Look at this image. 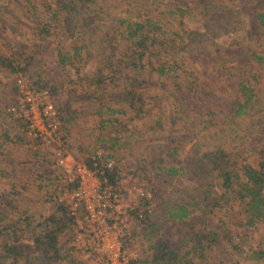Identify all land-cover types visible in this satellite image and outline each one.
Wrapping results in <instances>:
<instances>
[{
  "label": "rangeland",
  "instance_id": "1",
  "mask_svg": "<svg viewBox=\"0 0 264 264\" xmlns=\"http://www.w3.org/2000/svg\"><path fill=\"white\" fill-rule=\"evenodd\" d=\"M56 1L0 0V120L5 114L11 116L5 108L18 98V78L27 86L45 87L60 113V139L71 149L79 150L77 161L93 165L96 160L103 164L111 159L119 171L118 187L135 183L150 196L152 191L149 216L152 219L157 215L161 227L148 237L147 229L143 231L145 223L131 218L126 232V244L136 250L140 264H151L153 244L159 243L171 249L176 258H192L193 264H264V253L261 258L256 255L264 251V222L242 227L237 214L240 205L236 202L233 207H226L210 205L207 200L205 206L179 220L166 215L164 201L169 198L172 204L174 200L187 199L196 174L192 163L200 151L219 145L235 161L232 172L238 174L243 163L255 165L262 158L259 150L247 148L264 144V62L251 56L255 55L253 51L264 56V28L252 22V10L247 6L255 4V9H262L264 0H248L243 2L244 7L240 4L237 8L230 0H224L223 9L232 10L220 20L216 13L211 16L204 11L203 4L189 2L193 11L181 16L180 24L177 18L162 14V4L167 0H146L147 16L160 22L163 29L180 33L176 59L181 60L185 70L178 69L174 78L153 73L151 83L144 86L140 79L147 77L146 71L128 66L129 44L120 38V28L115 26L119 19L136 17L135 9L126 10L131 0H93L100 5L102 14L111 18L93 21L89 29H74L70 36L63 33L58 19L52 18ZM58 53H67L68 58L60 60ZM150 61L157 63L151 54L142 58L143 64ZM99 72L103 82L95 84L91 79ZM242 78L252 88V103L235 115L229 110L230 101L243 99L237 84ZM33 80L35 83L30 82ZM135 85V96L145 104L142 118L130 119L134 109L124 99V92ZM119 107L124 109L122 113ZM13 119L24 126L23 119ZM22 130L20 124L19 137L30 149ZM130 132L135 135L126 138ZM114 139L120 146H109ZM167 145L175 148L169 161L178 160L187 172L165 180L150 167L149 161L156 160ZM12 147L8 143L0 145V161L15 157ZM9 149L12 152L8 156ZM40 149L45 150L39 145L37 150ZM1 189L4 186L0 184ZM7 197L0 195V228L23 216L31 223L45 217L41 215L47 211L36 203L9 198L14 201L4 204ZM208 231L217 233V241L198 248L194 234H209ZM69 234L64 230L59 235L61 253L66 258L62 256L58 264H93L72 252ZM2 240L0 234V243ZM24 242L25 237L20 243ZM29 251L30 248L25 253ZM18 263L26 264L21 257ZM167 264H174L173 260Z\"/></svg>",
  "mask_w": 264,
  "mask_h": 264
},
{
  "label": "trees",
  "instance_id": "2",
  "mask_svg": "<svg viewBox=\"0 0 264 264\" xmlns=\"http://www.w3.org/2000/svg\"><path fill=\"white\" fill-rule=\"evenodd\" d=\"M145 1L131 0L132 3L128 2L130 4L127 5L129 8H126L127 12H131L130 9H135V16L141 17V19L135 17L132 20L119 19L115 22V26L120 28V38L126 40L129 44L130 52L126 54L128 66L134 70L146 71L148 78L142 77L140 79L143 86L151 83L150 77L153 73L163 78H174L177 74L175 72L178 69H183L181 60L176 59L179 57L180 48L177 44L181 41V37H178L180 33L176 30L168 31L163 29L160 22L153 17L147 16L145 9L147 6L144 7L147 1ZM172 1H174V4H171ZM247 1L230 0L235 8L240 6V4L244 7L243 2L245 3ZM177 2L178 0L165 1L162 4L163 10L161 12L162 14H168L165 16L177 18L179 24L182 23L180 20L181 16L191 14L193 11L189 2L203 4V10L208 11L211 16L216 13L219 20L222 19L223 14L232 10L231 8L228 11L223 9L225 7L224 0H186L183 3ZM56 3H58L57 7L52 8L51 15L53 16L52 18L58 19L59 25L63 28V33L66 36L72 35L74 29H89L93 21L108 20L111 18L108 15L102 14L99 9L100 5L93 2V0H58ZM254 5H246L250 8L249 10H252L250 13L252 22H255L257 27L264 28V7L262 9H255ZM175 46L177 48L174 49ZM253 52L255 55L251 53V56H256V60L264 62V56L255 51ZM147 54L153 55L157 63L150 61L143 64L142 58L144 55L146 58ZM57 58L64 60L68 58V54L58 53ZM91 80L97 84L103 82V76L99 72ZM30 82L35 83L34 80ZM237 84L243 99L241 101H230L229 110H232L235 115L240 114L243 108H246L252 103V88L245 83L243 78ZM136 88V85L135 87H127L124 92V99L127 101L129 107L134 109L133 115H130V119H133V116L135 118H142L143 116L142 110L145 103L139 99L140 97L138 95L135 96L134 91ZM118 110L121 113L124 111L122 107H119ZM213 115L215 117V113ZM262 134L264 135V133ZM134 135V133L130 132L126 135V138ZM164 141L168 144V137ZM262 144L259 143L248 147V150L246 149L247 151L251 149L259 150L263 155L255 165L247 162L243 163L240 166L241 173L239 174L232 172L234 171L233 165L235 161H233V158H228L224 149L219 145H215L212 149L200 151L192 163L196 174L194 175V185H192L187 194V199L174 200L172 204L169 203V198L164 199L167 206L166 215L179 220L184 219L189 212L196 210V208H202V206L207 204V200H209L208 204L210 205L233 207L234 202L240 205L237 214L241 216L239 224L242 227H254L257 223L264 222V144ZM109 146L120 145L114 139ZM164 147L159 151L161 154L156 158V165L153 163L156 161L155 159L149 161L150 167L156 173L159 172L165 180L173 178L179 173H186L185 166L179 163L178 160L174 162L172 160L169 161L170 156L175 152V148L168 147V145ZM108 155L110 156V154ZM175 163L179 164L175 166ZM101 164L102 162L100 160H96L95 165L87 163L90 168L97 167L102 169L107 181L115 184L117 177H119L117 175V166L114 164L113 167L107 168ZM150 200H153L152 191L151 196L145 200V203L149 204ZM55 203L59 211L57 214L51 213L33 223H31L32 221L28 217L23 216L10 220L2 225V228H0V234L3 239L0 243V264H19V257L26 264L59 263L63 254L60 253L61 245L58 238L64 230H68L71 227L73 217L67 213V208L64 204L56 201ZM79 213H82V211ZM2 215V212H0V219L3 218ZM157 219L158 216L155 215L152 216V219L149 216L139 221L141 224L145 223L143 231L147 229L148 233L145 235H148V237L154 235L161 227V220L159 219L157 221ZM25 230L27 232H24ZM210 232L209 234L203 232H196L194 234L195 244L198 248H201L203 245L208 246L211 241H217V233ZM24 237L27 239V242L20 243ZM231 245L235 247L236 244L231 241ZM28 248H30L29 253H25V250ZM153 248L154 251L151 253L149 260L151 264H167L169 259H172L174 264H193L192 258L185 259L184 261L176 258L173 251L166 248L162 243L153 244ZM194 250V248L187 249L185 253ZM263 253L264 251L262 250L256 253V255L261 258Z\"/></svg>",
  "mask_w": 264,
  "mask_h": 264
},
{
  "label": "built area",
  "instance_id": "3",
  "mask_svg": "<svg viewBox=\"0 0 264 264\" xmlns=\"http://www.w3.org/2000/svg\"><path fill=\"white\" fill-rule=\"evenodd\" d=\"M22 82L17 79L18 98L5 110L12 118L23 119L22 132L28 145L32 149L39 145L44 148L47 158L60 167L63 177L71 183L53 198L64 204L73 217L69 228L72 252L93 264H140L136 250L126 244V232L130 218L140 221L149 216L151 209L145 203L149 192L135 183L118 187L107 181L102 169L90 168L83 161L67 165L63 155L65 144L60 139V113L50 101L49 89ZM103 166L111 168L114 164L107 159Z\"/></svg>",
  "mask_w": 264,
  "mask_h": 264
},
{
  "label": "crops",
  "instance_id": "4",
  "mask_svg": "<svg viewBox=\"0 0 264 264\" xmlns=\"http://www.w3.org/2000/svg\"><path fill=\"white\" fill-rule=\"evenodd\" d=\"M66 104L69 106L68 101ZM17 121L6 114L0 120V145L8 143V146H13V153L16 154L13 158L8 157L0 161V184L4 186L0 195L8 196V199L16 198V201L20 199L26 203H36L38 208L47 211L45 215H41L42 217L51 213L57 214L59 211L53 197L59 190L70 187L71 183L63 177L60 167H55L47 158L46 150L29 149L22 142L18 134V126L21 124L23 127V124ZM4 151L6 152V149ZM78 151V149H71L65 143L63 155L67 165L77 161L75 155ZM11 152V149L7 150L8 156ZM12 201L14 200H3V203L9 204ZM81 211L82 209L79 210ZM131 222L130 218V226ZM68 231L70 232V229ZM62 256L66 258V255Z\"/></svg>",
  "mask_w": 264,
  "mask_h": 264
}]
</instances>
